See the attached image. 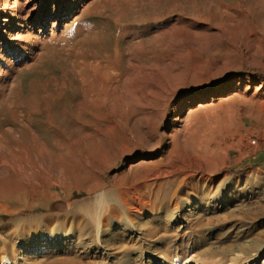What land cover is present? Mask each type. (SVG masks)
I'll return each instance as SVG.
<instances>
[{
    "label": "rangeland",
    "instance_id": "1",
    "mask_svg": "<svg viewBox=\"0 0 264 264\" xmlns=\"http://www.w3.org/2000/svg\"><path fill=\"white\" fill-rule=\"evenodd\" d=\"M92 1L91 5L83 7L85 13L67 21L66 26L73 27V30L69 27L71 32H76L70 34L69 45L67 39L59 43L58 36L54 35L51 43L49 42V47L53 49H50L51 52H60V46L64 44L71 46V35L76 34V37L81 36L80 39L77 38L78 45L85 46L84 49L98 50L106 56L105 59L115 61L116 58L123 63L133 61L137 66L153 65V57L147 59L139 51V46L144 47L147 39L141 30L151 25L154 29L162 30L161 43L169 47L166 52L176 55L173 60L168 61V66H173L166 71V88L160 95L153 96L155 103L148 119V146L143 150L138 148L126 158H121L106 171L101 190H111L115 186L114 178H118L121 171H130L131 165L139 168L142 159L151 162L159 160L161 149H167L174 144L171 135L173 131L177 128L185 133L187 124L201 138L209 131H214V136L211 138L213 143L211 140L201 142L200 145H195L198 148L193 147L194 150L185 146L182 139H176L177 156L174 159L182 173H192L186 182L191 179L194 180L193 184L205 183L210 187L212 184L226 185L231 176L264 180V11L236 10L239 11L238 15L235 10H231L233 14L230 10L226 13L218 12L222 2L230 3L231 0H157L155 5L150 0H136L137 8L122 10V21H115V11L109 3L110 0H89L88 3ZM176 4H179L177 9L169 10L170 5ZM189 10H198L206 21H197L190 17ZM213 12L217 13L211 17ZM2 17L4 19L6 16ZM77 26L81 28H76ZM61 28H65L64 25ZM124 28L127 30L121 34ZM131 29L140 31L132 32ZM128 32L132 33L131 36ZM94 36L97 37L93 39ZM55 54L45 58L35 69L24 68L13 73L9 83L14 82L16 86L10 90L9 84L6 92L4 91L5 95L1 96L5 100L0 107H3L0 110L1 126L4 127L10 117V109H15V106L9 109L10 102L21 104L20 110L26 113L25 105L33 99L30 90L34 80L45 82L44 80L53 77L52 81L65 82L63 100L70 107L80 99L76 92L77 83L73 80L72 73L67 70V62L60 61ZM63 76L65 77L62 78ZM145 76L138 73L133 81L142 85V81L153 79L151 75ZM124 87L126 88H122L125 89ZM190 96L194 97L191 104L188 103ZM38 108L39 112L32 117L25 114V118L30 126L46 136L43 122L45 112L41 105ZM53 111L57 116L58 109L54 108ZM178 115L181 119L175 122ZM150 146L155 149H150ZM169 163L168 166L171 167ZM179 179L180 173L163 184L166 193ZM150 190L148 187V192ZM96 195L83 187L52 183L42 187L37 196L22 195L14 198L11 195L8 200L0 201V216H5L0 217V264H59L61 257L69 255H81L82 264H120L126 258L132 259L134 264H264V248L255 252V255L254 252L245 254L239 249L229 247L219 249L216 253L177 247L178 242H186L189 237L199 233L201 226L189 223L192 221L189 214L198 213L202 206L197 207L196 201L191 205L182 203L181 207L174 210V215L168 217L158 205L150 207L144 203L133 204L134 196L131 192L124 201L127 203L119 202V206L110 211V225H103L98 240L88 241L90 246H86V249L75 248L64 253V247L59 249L56 245H51L53 242L57 243L55 236H49L51 232L41 230L54 229V235L59 234L60 229L64 233L70 231V238L67 239L74 242L79 235L77 225H72L70 230L53 225L48 228L42 225L43 220L50 217L52 224H55L56 218L65 216L68 223L72 219H81V223H84L81 206L91 203ZM141 195L145 196L146 192ZM252 197L253 193H250L249 198ZM57 201L69 204L68 209L56 208ZM111 203L114 202L107 201V207ZM140 206L143 208L141 214L128 211L129 208ZM223 216L222 213L220 221L224 220ZM232 220L246 222L240 215H234ZM20 223L28 224L37 231L28 229L24 240L20 235L11 237L9 229ZM142 223H148V228ZM121 230H135L136 233L123 236ZM112 233H115V241L109 239ZM204 235L210 237V230ZM170 244L173 248L168 251Z\"/></svg>",
    "mask_w": 264,
    "mask_h": 264
},
{
    "label": "bare ground",
    "instance_id": "2",
    "mask_svg": "<svg viewBox=\"0 0 264 264\" xmlns=\"http://www.w3.org/2000/svg\"><path fill=\"white\" fill-rule=\"evenodd\" d=\"M88 2L89 0H0V107L5 102L2 97L11 83L13 73L24 68L35 69L45 58L54 56V51L51 52L53 49L49 47L50 40L56 35L59 43L65 42L66 39L68 42L70 34L76 32H71L73 27L69 26L70 29L66 23L85 13L83 7L93 3ZM156 2L157 0H150L152 5ZM109 3L115 11V21H122V10H134L138 6L136 0H110ZM173 5H170L169 10L177 9L179 4ZM229 10L230 12L235 10L236 15L239 12L236 10L264 11V0L222 2L218 12L226 13ZM189 11L190 17L197 21H206L198 10ZM216 13H211V17ZM2 16L6 17L3 19ZM61 25L65 28L62 29ZM150 26L147 25L141 30L147 39L144 47L139 46V51L143 57L147 56V59L153 57L155 64L137 66L133 61L123 63L116 58L115 61L105 59L106 56L98 50L84 49L85 46L78 45L81 36L76 37L74 34L71 35L72 45L68 47L63 43L64 45L60 46L62 50L55 54L60 61L67 62V70L72 73L73 80L77 83L76 92L80 99L73 104L74 106L70 107V104L63 100L65 82L52 81V76L44 80L45 82L35 80L31 82L30 92L33 99L25 105L26 113L20 110L21 104H16L12 99L13 102L8 106L9 109L15 106V109H10L11 115L5 126L0 125V201L8 200L11 195L14 198H20L22 195L37 196L42 187L52 183L66 186L71 184L95 192L97 195L91 203L81 206L84 223H81V219L79 221L72 219L68 223L65 216L56 218L55 224H52L53 220L50 217L43 220L42 225L48 228L53 225L70 230L72 225H77L79 235L74 242L67 239L70 238V231H67V234L60 229L58 232H61L54 235V229L41 230L51 232L49 236H55L57 241L51 245H56L59 249L64 247V253L75 248L86 249L90 246L88 241H97L103 225L105 227L110 225L108 218L110 211L118 207L119 202L127 203L124 201L130 192L134 196L133 204L144 203L150 207L158 205L168 217L173 216L174 210L182 203L191 205L196 201L197 207L202 208L198 213L189 214V219H192L189 223L201 226L199 233L197 236L189 237L186 242H178L177 247L215 253L219 249L229 247L239 249L245 254L257 253L264 248V180L231 176L228 183L225 182L226 185L220 183L207 187L205 183L193 184L194 180L191 179L186 182L192 173H182L174 159L177 156L176 139H182L185 146L193 149L201 142H210L214 131L207 132L201 138L200 135H196L190 124H187L185 133L176 128L171 134L174 144L167 149H161L159 160L151 162L142 159L139 168L131 165L130 171H121L119 177L114 178L115 186L111 190H101L105 183L103 176L106 171L121 158H126L138 148L143 150L148 146V119L155 103L153 96L160 95L168 84L166 71L173 66L172 64L169 67L168 61L173 60L176 55L166 52L169 47L161 43L162 30ZM76 28L74 30L78 31ZM134 29H131L132 32L140 31H133ZM126 30L124 28L121 34ZM129 32L128 35L131 36L132 33ZM138 73L144 76L151 75L153 79L137 85L133 80ZM13 83L10 84V90L16 86ZM123 86L126 88L123 89ZM193 100L194 97L190 96L188 103L191 104ZM39 105L45 112L43 122L46 136L30 126L25 118V114L32 117L39 112ZM54 108L58 109L57 116L54 114ZM178 116L175 122L181 119ZM0 123L2 124V121ZM155 147L150 146V149L153 150ZM158 165L162 167H157ZM178 173L180 179L174 182L173 187L166 193L163 184ZM148 187L151 189L149 192ZM145 192V196L141 195ZM250 193H253L252 198H249ZM107 201L114 203L107 207ZM55 207L66 210L69 204L57 201ZM128 211L141 214L143 208L141 206L129 208ZM222 213L224 220L220 221ZM206 214L210 216L206 217ZM234 215L242 216L246 222L232 220ZM147 224L142 223L145 228H148ZM28 229L37 231L28 224L20 223L9 229L11 230L9 235L11 237L20 235L24 240ZM207 230H210V237L204 235ZM121 233L124 236L134 234L136 231L123 230ZM61 235L67 237L62 238ZM114 238L115 233H112L109 239ZM170 246L173 245L168 246V251L173 248ZM81 260V255H69L61 257L58 263L82 264ZM120 264L134 263L132 259L126 258Z\"/></svg>",
    "mask_w": 264,
    "mask_h": 264
},
{
    "label": "trees",
    "instance_id": "3",
    "mask_svg": "<svg viewBox=\"0 0 264 264\" xmlns=\"http://www.w3.org/2000/svg\"><path fill=\"white\" fill-rule=\"evenodd\" d=\"M0 217H5V216L1 215Z\"/></svg>",
    "mask_w": 264,
    "mask_h": 264
}]
</instances>
